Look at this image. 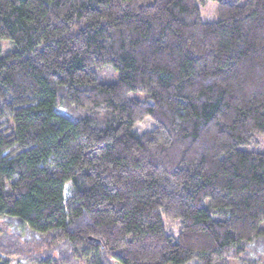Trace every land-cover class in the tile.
I'll return each mask as SVG.
<instances>
[{"label":"trees","instance_id":"obj_1","mask_svg":"<svg viewBox=\"0 0 264 264\" xmlns=\"http://www.w3.org/2000/svg\"><path fill=\"white\" fill-rule=\"evenodd\" d=\"M205 1L0 0V264H264V0Z\"/></svg>","mask_w":264,"mask_h":264},{"label":"rangeland","instance_id":"obj_2","mask_svg":"<svg viewBox=\"0 0 264 264\" xmlns=\"http://www.w3.org/2000/svg\"><path fill=\"white\" fill-rule=\"evenodd\" d=\"M245 0H238L239 4H243ZM200 13V18L203 22L212 23L217 21V4L215 1L207 0L203 3H197ZM10 47L6 41L1 42L0 57L4 56L10 51ZM96 79L99 83H114L117 80V72L111 68L95 69ZM129 98H136L143 100L146 95L143 93L132 92L128 95ZM153 128V123L149 117L143 119L141 122L137 123L133 129L135 134H141L145 131L151 130ZM259 143L258 149L264 152V136H256ZM71 194L70 185L65 186V197ZM260 229H264V222L260 225ZM3 231V232H1ZM2 233L12 234L21 233L22 236L27 235V231L24 225H18L13 219H8L6 217H0V235ZM18 264H28L23 261H19ZM118 264V263H114ZM263 264V263H259Z\"/></svg>","mask_w":264,"mask_h":264}]
</instances>
